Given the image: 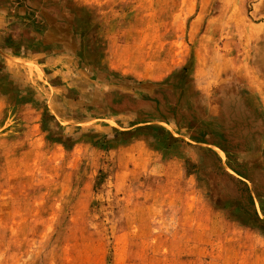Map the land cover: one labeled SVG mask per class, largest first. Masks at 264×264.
Masks as SVG:
<instances>
[{
	"label": "rangeland",
	"instance_id": "374dc122",
	"mask_svg": "<svg viewBox=\"0 0 264 264\" xmlns=\"http://www.w3.org/2000/svg\"><path fill=\"white\" fill-rule=\"evenodd\" d=\"M0 264H264V0H0Z\"/></svg>",
	"mask_w": 264,
	"mask_h": 264
}]
</instances>
